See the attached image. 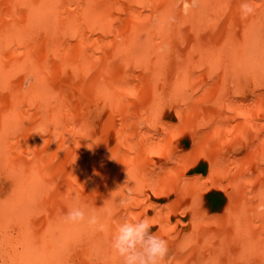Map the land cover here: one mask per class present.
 Wrapping results in <instances>:
<instances>
[{
  "label": "bare ground",
  "instance_id": "obj_1",
  "mask_svg": "<svg viewBox=\"0 0 264 264\" xmlns=\"http://www.w3.org/2000/svg\"><path fill=\"white\" fill-rule=\"evenodd\" d=\"M253 2L241 19L240 0L0 1L2 264H119L124 217L151 220L164 264H264ZM74 197L104 230L64 220Z\"/></svg>",
  "mask_w": 264,
  "mask_h": 264
},
{
  "label": "clouds",
  "instance_id": "obj_2",
  "mask_svg": "<svg viewBox=\"0 0 264 264\" xmlns=\"http://www.w3.org/2000/svg\"><path fill=\"white\" fill-rule=\"evenodd\" d=\"M254 11L253 0H240L241 19L249 17ZM73 201L64 215L65 221L104 230L105 225L94 207L81 203L79 197H74ZM112 223L115 224V231L108 243L111 252L119 258V264H164L168 256V242L152 231L150 219L124 217Z\"/></svg>",
  "mask_w": 264,
  "mask_h": 264
},
{
  "label": "rangeland",
  "instance_id": "obj_3",
  "mask_svg": "<svg viewBox=\"0 0 264 264\" xmlns=\"http://www.w3.org/2000/svg\"><path fill=\"white\" fill-rule=\"evenodd\" d=\"M0 1H3V0H0ZM7 1H9V0H7ZM3 5V4H2ZM2 30H4V28H2ZM1 37V36H0ZM2 40H3V37L1 38ZM0 39V40H1ZM12 44V43H11ZM9 45V44H8ZM8 48H10V45H9V47ZM7 167H5V169H6ZM10 171V168H7L6 170H4V172H6L7 174H8V172ZM6 173H4L3 174V169H0V180H2L3 179V181L5 180V176L7 175ZM6 174V175H5ZM1 182V181H0ZM3 183V182H2ZM11 184H5V183H3L2 185H1V187H0V208L2 207L3 208V210L5 211V213L7 212V211H9L12 207H11V205H12V203H11V201H12V199H11V194H14V192L11 190ZM2 188V189H1ZM7 196V197H6ZM12 197H13V195H12ZM5 198V199H4ZM8 198H10V199H8ZM11 200V201H10ZM6 201V202H5ZM8 201V202H7ZM10 201V202H9ZM4 203V204H3ZM7 203V204H6ZM8 203H9V205H8ZM11 204V205H10ZM5 205V206H4ZM5 207H6V209H5ZM8 207V208H7ZM10 208V209H9ZM3 210H1L2 212H4ZM2 212H0V216H2L1 214H2ZM4 213V214H5ZM0 223H1V221H0ZM13 228V225H10V226H2L1 227V224H0V240L2 239V234H1V231H3L4 229L6 230V232H7V229L8 228ZM9 259H11L10 257H9ZM11 262V261H10ZM0 264H2V261H1V259H0ZM11 264H14V263H12L11 262Z\"/></svg>",
  "mask_w": 264,
  "mask_h": 264
}]
</instances>
